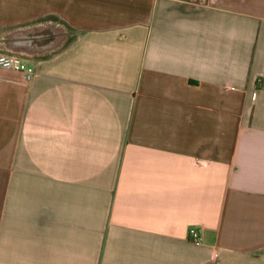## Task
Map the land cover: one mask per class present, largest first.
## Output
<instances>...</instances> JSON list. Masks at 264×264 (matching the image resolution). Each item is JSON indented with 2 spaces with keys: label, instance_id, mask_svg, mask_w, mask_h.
<instances>
[{
  "label": "crops",
  "instance_id": "1",
  "mask_svg": "<svg viewBox=\"0 0 264 264\" xmlns=\"http://www.w3.org/2000/svg\"><path fill=\"white\" fill-rule=\"evenodd\" d=\"M15 51L0 264H264V0H0Z\"/></svg>",
  "mask_w": 264,
  "mask_h": 264
},
{
  "label": "built area",
  "instance_id": "2",
  "mask_svg": "<svg viewBox=\"0 0 264 264\" xmlns=\"http://www.w3.org/2000/svg\"><path fill=\"white\" fill-rule=\"evenodd\" d=\"M0 69L18 74L29 82L33 81L38 75L34 67L26 64L25 58H22L19 55L8 54L4 52H0ZM189 238L196 244L201 243V238L194 230L190 231Z\"/></svg>",
  "mask_w": 264,
  "mask_h": 264
},
{
  "label": "rangeland",
  "instance_id": "3",
  "mask_svg": "<svg viewBox=\"0 0 264 264\" xmlns=\"http://www.w3.org/2000/svg\"><path fill=\"white\" fill-rule=\"evenodd\" d=\"M64 32L67 33V42H69L72 38H73V35L70 31L68 30H64Z\"/></svg>",
  "mask_w": 264,
  "mask_h": 264
},
{
  "label": "water",
  "instance_id": "4",
  "mask_svg": "<svg viewBox=\"0 0 264 264\" xmlns=\"http://www.w3.org/2000/svg\"><path fill=\"white\" fill-rule=\"evenodd\" d=\"M8 54H14V55H19V56H21L22 58H25V56H26V54H23V53H21V52H17V51H15V52H7Z\"/></svg>",
  "mask_w": 264,
  "mask_h": 264
}]
</instances>
